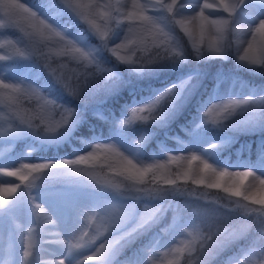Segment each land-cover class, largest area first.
<instances>
[{
  "label": "rangeland",
  "instance_id": "obj_1",
  "mask_svg": "<svg viewBox=\"0 0 264 264\" xmlns=\"http://www.w3.org/2000/svg\"><path fill=\"white\" fill-rule=\"evenodd\" d=\"M21 2H25L26 5L37 11L42 17L50 19V22L58 29L62 31L67 29L65 35L67 38L76 42L78 46L85 50L93 48L85 41L81 40L75 31L68 29L62 23L46 15L41 6L31 5L27 0H21ZM146 2L147 0H90L89 7L93 8L96 4L101 5L99 8H94L93 18L95 22L103 28L104 19L100 18V14H104L105 17L109 15V9L104 7L106 4H112V9L116 12L117 16L126 19L133 13H154V10L151 8L146 11L144 10ZM165 2L172 3V0H165ZM205 3L210 4L211 7L203 9ZM134 5L139 7H134ZM181 5H188V7H181ZM177 8L180 9L178 10L176 19L183 21L182 27L193 38H196L200 32L201 20L199 19V15L201 9H203L204 16L207 17V32L213 41H215V37L212 33L215 31V26L208 21L229 18L228 13L223 10L222 0H177V5L174 7L175 12ZM260 20H264V4L259 3V0H245V3L238 10L234 18V24L254 28ZM110 24L111 22H109V28ZM121 33L122 31L120 34L118 33L112 37L111 31L108 32L109 49L117 48L118 44L122 43ZM45 36H47L46 33ZM245 40L244 49H247L249 43H252L253 53H255L259 51L260 45L264 44V34L247 33ZM6 41L7 40L0 35V56L6 58L10 56V52L7 50V46L10 43L21 51L30 43V39L28 43L23 37H13L8 44H6ZM31 41H34V46L39 49V59L42 61V67L45 71L53 78L50 74L49 67L46 66L50 64L52 68L56 69L57 75L63 74L69 85L75 87L78 74L85 71L82 66L73 60L72 56L59 54V49L53 41L47 40L40 35H33ZM232 51L236 55L235 45H233L229 53ZM118 52H120V49L117 50V53ZM240 54L244 55V51ZM95 55L97 61L102 64V67L112 69L114 75L108 81H100L97 84H93V86L87 89L80 98L73 96L67 89H64L74 100L75 108L73 109L75 110V116L70 124L66 126V128L59 130L55 136H44L40 132L39 135H41L40 138H42V140L46 142L61 141L66 134V129L72 126L74 122L81 117L82 111L88 108L96 112H102V106L97 104L104 102L108 95L113 94L131 83L132 79L129 78L130 76L127 73L121 72L116 66L104 63L105 61H102L98 51H96ZM34 57L35 55L30 58H24L31 61ZM57 60H62V64L58 66L53 65L52 63ZM87 71L91 72L92 69H87ZM204 75L205 74L201 71L191 72L176 83L155 90L154 93L142 99L139 103L131 107H122L121 115L114 119L115 134L112 135L108 142L137 164L145 165L147 159L143 157L139 140L128 139L119 131L118 124L128 117L133 108L148 104L166 92L169 88L175 87V90L179 93L178 96L171 105L165 103L164 106L159 109L160 115L156 121L147 124L137 123L139 134H146L147 137L152 136L160 145L159 152L155 153V151H152L148 162L167 165L169 159L177 157L176 159L179 161H177V171L181 173L187 168L190 157L196 155L205 159L216 169H225L230 172L249 171L255 176L264 179V148L261 147L258 153V161L249 165L239 158L242 150L246 147V143L243 142L237 150V156L234 162H228L226 158L219 159L217 155V147L220 145L230 146L235 143L239 132L248 135L256 133L264 137V108L255 110L252 106H249L248 110L237 108L233 116L228 120L223 118V113H214L213 116L215 119L218 122H223L225 129H222L219 134L212 136H207L197 130L193 132L189 131V133L192 134L191 138L187 141L179 139L178 148L176 150L167 147L159 136V129L165 127L171 119L176 117L181 107L190 101L201 84ZM221 78V76H218L217 82L221 83L222 93L210 97L203 103L199 114L194 119L192 128L205 125L203 123V113L206 112L212 104L226 103L229 100L242 101L248 99L256 101L264 98V91L254 88L248 89L247 86L238 88V85H236L237 82H234L233 79L229 81L228 79ZM0 79L13 84L18 83L34 87V85L24 79L16 70L12 69L11 64L8 63L6 59L0 61ZM80 82L83 83L82 76H80ZM185 82L187 83L185 84ZM182 84H184V87L180 89V85ZM42 95L44 94L42 93ZM49 99L57 104L63 105L55 99ZM31 100L37 102L35 99ZM212 118L213 117H208L210 121ZM55 119L58 120L59 115H57ZM39 123L40 121L37 120V124ZM9 125L10 124L6 125L5 120L0 118L1 131L9 130ZM160 132L167 133L165 129H161ZM13 143L14 132L10 129L8 137L0 140V205L4 204L5 196L8 193L7 191H3V189L16 187L18 189L20 186L18 181L12 175H7V173L12 172L18 165L37 161V159L29 155L28 151L13 152ZM178 153L179 156H175ZM81 154L82 153L79 152L74 158ZM193 166L194 175L199 178L198 176H201L203 173L200 172L199 169L203 166L199 161H193ZM81 172L84 173L86 179L90 177L85 173L86 169L84 171L82 167L79 166H75V168L63 166L55 169H40L35 173V177L62 175L69 178L66 184L53 187L49 186L47 183L41 182V184L44 183L42 187H33V189L29 191V201L26 198H19V196L14 197L17 201L9 208V214L6 215V213H4L0 215V264H25V251L29 252L27 260L31 261V264H57L59 259H64L65 264H82V262L83 264H97L95 260L89 261L87 258L89 256H96L101 243H103L108 236L101 237L104 234L98 232V223L101 212L112 205L117 207L123 205L124 208L128 207L130 211H133L130 221L125 224L123 228L119 229L116 234L129 231L135 227L140 214L146 209H155L156 217L142 229H138L130 239L123 242L122 245L107 258L106 264H122L118 259L110 263L114 259V254L121 252L122 249L128 246L137 236L148 231H151L149 242L145 245H141V250L137 255L131 253L130 258L124 259L126 264H146L148 259H155L157 257L164 258L165 264H210V260L220 255L225 259V262H223L224 264H241L242 261L247 262L251 258L260 259L264 256V222H261L264 221V216H261L259 211L264 209V206L260 203H253L252 200L244 199V196L247 195L254 197L256 200H260L264 197V189H262L258 182L253 183L251 176H245L240 182V195H230L229 192L224 191L214 196V193L207 194L205 192L206 188L204 187L196 186V188L191 186L189 189L184 188V194L178 195L177 193H172L174 194L173 197L166 198V195H169L167 193H162L158 196L148 194L147 190L156 188L162 190L160 187H146L140 188L142 191H136V189H139L138 187L129 185L132 189L127 191V195L129 196L135 197L137 194L138 197V195L144 193L150 195V197L145 199L143 198L140 200L136 197L130 200L125 197L122 199L113 197L111 193L104 195L98 188L91 189L87 186L89 184L86 180H83L82 183H84V185H81L76 182V176ZM196 177L195 179H197ZM94 178L98 186L108 189V191L110 189L115 190L118 187H123L122 181L115 178L113 179V177L104 176L101 179L100 176L95 175ZM98 178L101 181L100 184L98 183L100 182ZM222 179L223 188L233 187V180H230L228 176L222 177ZM216 181L217 176L206 171V184L209 185ZM48 182L53 181L48 180ZM233 201H240L242 206L237 207L233 204ZM38 203L41 204L43 213L41 209L35 207ZM134 206L137 208H133ZM247 209H257L258 211L247 212ZM167 210H169L167 220L162 227H156ZM49 217L52 219L53 223L48 222ZM245 225H248L247 230L236 238L225 241L221 246L214 248L212 252L206 256H201L199 254V242L197 237L201 234L207 235L217 230L223 233L224 229L231 232L233 229L239 230ZM30 229L31 233L29 231ZM85 232L88 235L84 238L85 240H90V242L84 247L75 249L73 252L69 253L68 245L70 243H75L76 239ZM186 233H191L192 235H186ZM246 237L249 238V243L253 241V245H247L249 244L247 243L238 252L226 253L236 242ZM190 248L194 250L190 252ZM177 249H179V251H177ZM196 258H199V260L202 259L200 261H195Z\"/></svg>",
  "mask_w": 264,
  "mask_h": 264
},
{
  "label": "trees",
  "instance_id": "obj_2",
  "mask_svg": "<svg viewBox=\"0 0 264 264\" xmlns=\"http://www.w3.org/2000/svg\"><path fill=\"white\" fill-rule=\"evenodd\" d=\"M31 5L41 6L45 11L46 15L53 18L57 22L62 23L68 29L75 31L79 38L89 44L91 47L96 48L100 53V57L104 63L108 65L116 66L121 72L127 73L130 77L131 83L123 87L122 89L114 92L107 96L106 100L97 105L102 106V112H96L94 110L86 109L82 111L81 117L77 119L74 124L66 129V134L63 139L58 142H46L40 138V132H33L30 129L23 128L19 126V117L14 114V109L16 108L17 102L9 100L6 97L0 98V118L4 119L7 124L13 125V128H19L18 132H14V143L12 145L13 152L28 151L30 156H33L37 161L32 164L40 163H58L59 161L65 159H76L74 158L79 152L81 155H86L91 152L96 144L110 145L108 142L112 135L115 134L114 130V119L121 115L122 107H131L139 103L142 99L150 96L155 90L161 89L167 85H171L179 81L182 77L187 76L191 72L201 71L205 74L202 78V82L197 88L196 92L192 96L189 102L181 107L180 111L177 112L176 117L170 120V122L163 128L167 133L160 132L159 136L162 141L170 147L171 149L178 148V141L189 140L191 138V133L189 131L197 130L207 136L217 135L222 129H225V125L220 127H213L211 125H201L198 128H192L194 119L200 112V108L203 103L212 96L220 95L222 93L221 83L217 82V77L221 76V79H228L236 81V85L239 87L247 86L248 89H257L264 91V68H254L245 67L240 65L236 61V55L232 52L228 54L227 59H201L196 60L194 58V52L196 48H202L207 46L209 43L213 42L211 36L207 32V22H200V32L196 38L185 31V29L179 24L173 23L171 27L165 22L162 26L165 30L170 31V39L173 41V45L179 44L182 51L187 55L186 61L181 62H161L158 64L150 65L146 67L141 72L133 71L132 69L126 67L127 63H122L117 59V55L130 57L132 63H137L142 57H147L150 52L157 51L156 48H151L150 52L141 51L135 43L132 42V37L127 41L128 47L125 49H120V52L113 54L109 48L101 49L100 40L97 36L93 35V32L89 29L88 24L83 20L74 18L72 20L66 14L58 13L55 6H58V0H27ZM90 0H80V3L89 6ZM166 3V2H165ZM173 13L175 10L173 8ZM173 13L168 12H141L133 13L126 19L117 16L113 9H109V15L114 19L111 20L110 31L111 36L114 37L118 33H121L122 43H125V37L128 35L127 29L130 24H141L144 23L140 17L142 15L154 16L157 19H161L164 16L171 17ZM108 15V16H109ZM117 19L119 24L117 25ZM164 20V19H163ZM31 32V29H28ZM0 35L2 38L6 39V44L10 40L15 38L23 37L29 43L28 36L24 32L20 31L19 28L15 26H9L5 28H0ZM146 43L151 45L154 39L153 35L145 34ZM194 45L196 47H194ZM7 50L10 52L11 59H6L8 63L11 64L12 69L16 70L20 75L29 81L35 88L39 89L46 97L57 100L64 106L75 108L73 98L55 84L54 78H52L42 67V61H40L39 55H35L31 61H28L24 57L17 54V47L13 46L11 43L7 46ZM162 51V49H160ZM253 53H250V55ZM257 57L259 56V51L254 53ZM62 60H57L53 62V65H61ZM56 63V64H54ZM246 64H248L245 61ZM251 66V65H249ZM241 90V89H240ZM37 102L34 100H29L28 98L22 97L19 100V107L21 109L20 115L27 117L32 114L35 109ZM114 116V117H113ZM37 124V120L34 121ZM118 129L130 140H139L142 147L143 157L146 158L145 165L153 164L148 162L152 151L155 153L159 152L160 145L157 140H154L152 136L147 137L146 134H139L137 129V124L127 127H121V123L118 124ZM192 128V129H191ZM1 131V130H0ZM7 136H0V140L6 139ZM237 141L230 146L220 145L217 147V155L219 159L226 158L228 162H234L237 156V150L240 144L246 143V147L242 150L239 158L244 163H254L258 161V153L261 147L264 148V137L259 134H243L238 133ZM181 143V142H180ZM175 156H179V153ZM97 159L92 160L88 164L78 165L86 172L90 177L87 179L84 177V173L81 172L76 176V182L84 185L83 180L88 181L87 186L91 189L98 188L104 195L111 193L113 197L122 199H133L134 197L127 195V191H124L123 187H118L115 190H109L102 188L97 185L95 175L100 176L102 179L104 176L113 177V179L121 180L122 185L127 184L130 186L140 188H152L160 187L163 191L169 195L166 198L173 197L174 194L178 195L184 194V188L193 186H199L206 188L205 192L217 196L220 192H224L223 179L219 178V187H209L206 184V171H203L201 176L197 178L192 174L185 177V172L188 171L189 164L187 168L178 173V160L177 157H172L167 161V165H164L159 171L151 170L143 173V176H137L134 171L127 170V166L118 157H111L109 159L105 158L104 153H97ZM178 161V162H177ZM112 167H109V165ZM22 165H18L12 170V172H18V175H12L20 185L19 188L15 189L14 192H8L5 196L4 204L7 206L5 209H0V215L6 213L9 214V208L12 207L13 203L17 201L15 196L19 198H26L29 201L28 193L33 187H42L43 184L47 183L49 186H59L60 184H66L69 177L62 175H49L35 177V173L40 169L29 171L24 169ZM191 168L193 169V162H191ZM194 170V169H193ZM21 176H26L27 179H21ZM195 177L197 179H195ZM31 179V180H30ZM53 182H48V180ZM99 179V178H98ZM203 180V183H194V180ZM30 180V181H29ZM168 180H175L174 184L167 183ZM100 181V179H99ZM139 181V182H138ZM39 182V183H38ZM41 182H44L41 184ZM38 183V184H37ZM99 184L101 183L98 182ZM34 185V186H33ZM198 187V188H199ZM197 188V187H196ZM176 190V192H173ZM241 189H239L240 191ZM108 191V192H107ZM124 192L123 195H118L117 193ZM226 192V191H225ZM241 193V191H240ZM211 196V195H210ZM137 194L135 195V198ZM150 197L147 194L138 195L137 199H145ZM165 200V199H164ZM12 205V206H11ZM114 206V205H112ZM264 206V204L262 205ZM111 207V206H109ZM108 207V208H109ZM124 208L123 205L119 206ZM126 208V207H125ZM128 208V207H127ZM137 208V207H133ZM132 208V209H133ZM169 216V210L166 211L165 215L161 218L160 222L156 227H162ZM132 216H130L128 222ZM127 222V223H128ZM101 234V233H100ZM104 234L101 237L107 236L108 232L103 231ZM254 234V232H253ZM151 236V231L144 232L137 236L128 246L124 247L121 252L114 254V259L110 262L113 263L116 259L120 260L122 264H126V258H130L131 253L136 255L141 250V245H145L149 242ZM249 243V238H241L240 241L236 242L232 248L228 249L226 253L238 252L241 248ZM247 245H253L251 241ZM222 254V253H221ZM225 254V253H223ZM221 256V255H220ZM216 256L209 261L210 264H224L225 259L223 256ZM202 259V258H201ZM200 259V260H201ZM200 261L196 258L195 261ZM195 263V262H194Z\"/></svg>",
  "mask_w": 264,
  "mask_h": 264
},
{
  "label": "snow or ice",
  "instance_id": "obj_3",
  "mask_svg": "<svg viewBox=\"0 0 264 264\" xmlns=\"http://www.w3.org/2000/svg\"><path fill=\"white\" fill-rule=\"evenodd\" d=\"M149 3L152 5L151 8L154 11H159L161 13L168 12L173 13V8L177 5V0H172V3H165V0H149ZM245 3V0H222V7L225 12L228 13V19H218L208 21L210 24L215 26L216 32H222L224 27L227 25L228 21L231 20L234 23V18L241 8V6ZM259 3L264 4V0H259ZM58 13L66 14L72 20L74 18H78L79 20H83L85 23L89 25V28L95 31L100 37L108 36V32L111 30L109 28V22L114 18L109 15L107 17L104 14H100V18L104 19L103 28L101 25L95 22L93 18L94 8H99L101 5L96 4L93 8H90L88 5L80 3V0H58V6H55ZM106 9H112V4H106L104 6ZM134 7H139L134 5ZM181 7H188V5H181ZM180 7V8H181ZM211 5L205 3L203 5V9L210 8ZM144 6V10H148ZM177 8L176 12L173 13L171 17L164 16V21L171 27L173 23L180 24L183 26L182 20H177L176 16L178 15ZM203 9L200 11L199 19L203 22L207 20V17L204 16ZM149 17L147 15H142L140 19L145 23H149ZM154 17V16H151ZM118 22V19H117ZM9 26H15L20 29V31L24 32V30L31 29L32 31L28 33L30 35H40L47 40L53 41L59 49V54H67L72 56L73 60H75L78 64L82 66L85 70L78 74L77 76V84L75 87H71L64 77L63 74L57 75L56 69L52 68L50 64L46 65L49 67L50 74L53 76L55 80V84L58 85L61 89H67L70 94L73 96L80 98L84 92L93 86V84H97L100 81H108L114 75L112 69H106L102 67V64L99 63L96 59V48L85 50L84 48L72 43V39L67 38L65 32L67 29L63 31L58 29L50 19H46L42 17L37 11L33 10L31 7L26 5L25 2H21V0H0V28H5ZM247 33H261L264 34V20H260L254 28H248L242 26ZM170 37V31L165 30ZM45 33L47 36H45ZM145 34H150L154 36L152 44L149 45L146 43ZM128 38H125V43L118 44L117 48L110 49L114 54L117 53L118 49H125L128 47ZM60 41L61 43H56ZM132 42L135 43L138 47H140L141 51L150 52L151 48H156L157 51L150 52L147 57H142L140 59V64L142 66H150L161 59V47L167 48L170 44L173 45V41L163 40L161 39V33L155 27H148L140 33L134 35L132 37ZM35 42L30 41L29 45L25 46L23 51L17 49L16 52L18 55L30 58L33 55H39V49L34 46ZM216 41H213L208 44L209 48L212 50L215 49ZM179 46V44H175ZM194 47H196L194 45ZM108 48V40L105 41L103 49ZM253 53V45L249 43L248 48L244 50V55L241 56L243 61H246L251 66H256L264 63V44L260 45L259 48V56L257 57ZM5 59H11V57L0 56V61ZM117 59L122 63L133 64L130 57H124L117 55ZM92 69L91 72L87 71V69ZM80 76L83 77V83L80 82ZM187 82H185L186 84ZM184 84L180 85V89H183ZM178 91L175 90V87L169 88L166 92H164L161 96L157 98L155 105L149 106V112H156L160 109L161 105L171 103L178 96ZM6 97L9 100H13L17 102L16 108L13 110L14 114L19 117L20 124L23 128L30 129L34 133L41 132L44 136H55L59 130L66 128L73 120L75 116V110L71 107H67L64 105H60L55 103L53 100L47 98L45 95H42L41 91L31 85H23V84H13L9 82H5V80L0 79V98ZM25 97L29 100L35 99L37 101V105L35 109L32 111V114L27 117L20 115V107L19 100L20 98ZM249 106L255 109L264 108V98H261L256 101H251L248 99L245 100H229L223 105H213L211 109H209L208 117H213L212 122H218L213 116L214 113H223V118H228V115L233 114L237 108H242L245 110L249 109ZM143 111V110H141ZM59 115V119H55V117ZM135 119H140V116H135ZM151 119L153 117L148 116L145 117ZM155 118H159L155 117ZM39 120L40 123L36 124L34 121ZM129 121H123L122 126L128 124ZM18 132L19 128H13V125H9V130ZM9 130L0 131V136H7ZM97 153H104L105 158L109 159L111 157H118L124 164L127 166V170L134 171L137 176L142 177L143 173L146 171L156 170L159 171L164 167V165L157 164H149L139 166L134 163L132 160L128 159L121 151H119L114 145H105V144H96L91 152H88L86 155H79L76 159H65L59 161L58 163H40V164H32L25 163L23 164V168L29 171L37 170V169H55L63 166H68L75 168V166L88 164L92 160L97 159ZM199 161V163L203 166L199 169L200 172L209 171L214 176H217V181L215 183H211L209 187H219V178L227 176V173L224 172H216L210 164L199 156L192 155L189 160V168L188 171L185 172V177L189 174H192L194 170L191 168V162ZM109 167H112L110 164ZM252 173H246L250 175ZM7 175H18V172H9ZM21 179H27L26 176H21ZM139 182V181H138ZM257 182L261 185L262 189H264V179L257 177ZM167 183L174 184L175 180H168ZM194 183H203V180H194ZM118 187V185H117ZM3 191L14 192V188L3 189ZM136 191H142L141 189H136ZM150 195H161L163 190L158 188L147 190ZM224 191L229 192L232 195H240L239 187H225ZM135 198V197H134ZM245 200H252L253 203L264 204V197L260 200H256L251 196H244ZM10 205V204H9ZM7 205V206H9ZM7 206L0 205V209H5ZM35 207L37 209H41V204H36ZM32 211V208H31ZM247 212H256L257 209H247ZM261 216H264V209L259 210ZM43 213V210L41 209ZM133 211H130L129 208H120L117 206H111L104 211L101 212L98 223V232L107 231L108 236L105 238V241L101 243L99 247V251L96 256H89L87 259L89 261L95 260L97 264H106L107 258L117 250L123 242L130 239L134 233L137 232L138 229H142L146 224L152 221L156 216V210H148L146 209L143 213L140 214L139 219L135 227H133L129 231H124L120 234H116L117 231L124 227L127 224L131 214ZM49 223H53L52 219L48 218ZM264 222V221H261ZM248 225L242 226L239 230L233 229L229 232L227 229L223 230V233L220 230L215 232H210L207 235L201 234L197 237L199 242V254L201 256H206L212 252L214 248L221 246L225 241L236 238L242 232L246 231ZM31 233V229L29 230ZM189 235H192L189 233ZM94 239V237H93ZM77 247L76 244L70 243L68 245V252H73V249ZM194 249L190 248L189 251H193ZM179 251V249H177ZM25 264H31V261L27 260L29 256V252L25 251ZM57 264H65L64 259H59ZM83 264V262H82ZM241 264H246L245 261H242Z\"/></svg>",
  "mask_w": 264,
  "mask_h": 264
},
{
  "label": "clouds",
  "instance_id": "obj_4",
  "mask_svg": "<svg viewBox=\"0 0 264 264\" xmlns=\"http://www.w3.org/2000/svg\"><path fill=\"white\" fill-rule=\"evenodd\" d=\"M144 6L146 8L152 7V5L149 3V0H147V2L145 3ZM164 23H165V21L163 20V18L157 19L156 17L150 16L148 24H145V23L130 24L128 26V29H127L128 35L125 38L130 39L131 37L140 33L141 31L145 30L148 27H155L161 33V39L167 41L170 39V37L168 36L167 32L165 31V27L162 26ZM118 24H119V21L117 22V25ZM92 32H93V35L97 36V38L100 40L101 43L99 46L101 49H103L105 41L108 40V36H105L102 38L95 31L92 30ZM24 33L26 36L29 37V39L31 41L32 35H30L27 30H24ZM212 34L215 37V41H216L215 49L216 50L210 49L208 45L205 47H202V48H196L195 52H194V58L196 60L216 59V58L227 59L230 49H232L233 45H235L236 61L238 64L243 65L245 67L264 68V63H262L260 65H256V66H249V64H246L245 61H243L241 59L242 55L240 53L245 50L244 44L246 43L245 37L247 35V32L244 30V28L242 26L236 25L231 20H229L222 32L214 31ZM56 43L58 44L61 42L58 41ZM72 43L74 45H76V42L72 41ZM161 49H162L161 59L154 64H158V63L165 62V61L176 63V62H181V61L187 60V55L184 51L181 50L180 45L177 46V45L170 44L167 48L162 46ZM154 64H152V65H154ZM126 67H128V68H130L136 72H141L146 68L145 66H142L140 64V61L137 63H133V64H126ZM157 98L148 104L133 108L130 111L128 117L123 120V121H129V123L122 126L123 121H121V127L132 126V125H135L137 123L147 124L149 122L156 121L158 118H155V117H158L160 115L159 109L156 112H149L148 109H149V106L155 105ZM223 104H225V102L212 104L207 109V111L203 113V118H204L203 123L206 125H211L213 127L222 126L223 122H212V121H210L208 119V112H209V109H211L213 107V105H223ZM163 106L164 105H161L160 108H162ZM141 110H143V111H141ZM135 116H140L141 118L135 119L134 118ZM148 116H151L153 118H151V119L145 118ZM231 116H233V114L228 115V118H226L225 120H228ZM127 158L130 159L129 157H127ZM130 160H132V159H130ZM134 163H136V162H134ZM137 165L143 166L144 164H137ZM211 167L216 172L227 173L228 178L230 180H233V187H239L240 182L246 176V173H251L249 171L248 172H243V171L230 172V171H226L225 169H216L213 166H211ZM247 176H251L253 183L257 182V176H255L253 173L250 175H247ZM123 189H124V191L132 190L130 188V186L127 184H123ZM166 192H168V191L164 190L162 193H166ZM173 192H176V190H173ZM117 194L123 195L124 192H119ZM230 195H232V194H230ZM233 204L236 205L237 207L242 206L240 201H233ZM87 235L88 234L85 232L76 239L75 243H73V244H76L77 247H75L73 250L84 247L87 243L90 242V240H85V238H84ZM186 235H189V233H186ZM146 264H165V259L160 258V257H157L155 259H148ZM246 264H264V256H262L260 259L251 258L246 262Z\"/></svg>",
  "mask_w": 264,
  "mask_h": 264
}]
</instances>
